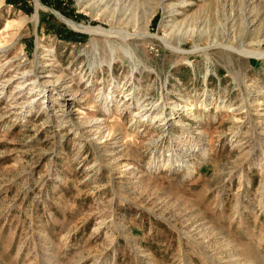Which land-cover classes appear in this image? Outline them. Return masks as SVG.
<instances>
[{
    "label": "rangeland",
    "instance_id": "1",
    "mask_svg": "<svg viewBox=\"0 0 264 264\" xmlns=\"http://www.w3.org/2000/svg\"><path fill=\"white\" fill-rule=\"evenodd\" d=\"M60 2L0 0V264H264V0Z\"/></svg>",
    "mask_w": 264,
    "mask_h": 264
},
{
    "label": "trees",
    "instance_id": "2",
    "mask_svg": "<svg viewBox=\"0 0 264 264\" xmlns=\"http://www.w3.org/2000/svg\"><path fill=\"white\" fill-rule=\"evenodd\" d=\"M7 1L9 3H11V4H14V3L16 4L17 2H20V3L23 2V0H17V1L16 0H7ZM41 1L44 2L45 4H53L56 8L61 9L60 0H41ZM43 21L47 23V26L49 25L50 27H53L55 33L61 39H64L66 41H68V40L82 41V40L85 39L86 35L84 33L76 32L74 30L68 29L65 26V24H63L60 21H57L52 16H49L48 18H45L44 17V13L42 12V13H40V23L43 22Z\"/></svg>",
    "mask_w": 264,
    "mask_h": 264
},
{
    "label": "bare ground",
    "instance_id": "3",
    "mask_svg": "<svg viewBox=\"0 0 264 264\" xmlns=\"http://www.w3.org/2000/svg\"><path fill=\"white\" fill-rule=\"evenodd\" d=\"M57 16L59 17V18H61V19H63V18H65L64 16H62L61 14H59L58 12H57ZM67 23H68V25L70 26V27H72V28H74V29H76V30H82V31H86V32H88V33H93L92 31H94L95 29H100L101 27H99V26H97V27H88V26H85V25H83V24H80V23H78V22H73V21H71V20H68V19H64ZM100 30H102V29H100ZM96 31V30H95ZM94 31V32H95ZM106 32V31H105ZM108 33V32H107ZM240 52L241 53H243L244 55H250V54H254V55H256V56H258V57H261V56H264V52H262V51H253V50H244V49H240ZM251 56H253V55H251ZM170 112V111H169ZM171 113V112H170ZM169 119V118H168ZM96 122H98V121H94L93 123H96ZM167 122V121H166ZM92 124V123H91ZM176 157H178V156H176ZM176 157H175V159H176ZM186 159H181L180 157L177 159V160H175V161H177V166H189L188 164H187V162L185 161Z\"/></svg>",
    "mask_w": 264,
    "mask_h": 264
},
{
    "label": "water",
    "instance_id": "4",
    "mask_svg": "<svg viewBox=\"0 0 264 264\" xmlns=\"http://www.w3.org/2000/svg\"><path fill=\"white\" fill-rule=\"evenodd\" d=\"M38 3H40V0H38ZM36 10H37V7H36ZM54 13L57 15V11H54ZM73 29V28H72ZM75 31H79V32H83V31H81V30H76V29H74Z\"/></svg>",
    "mask_w": 264,
    "mask_h": 264
}]
</instances>
